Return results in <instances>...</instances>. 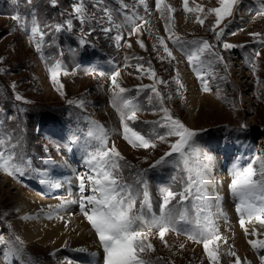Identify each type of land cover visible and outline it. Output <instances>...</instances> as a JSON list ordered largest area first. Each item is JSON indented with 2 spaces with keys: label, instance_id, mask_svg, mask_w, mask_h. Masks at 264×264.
I'll return each instance as SVG.
<instances>
[{
  "label": "rangeland",
  "instance_id": "374dc122",
  "mask_svg": "<svg viewBox=\"0 0 264 264\" xmlns=\"http://www.w3.org/2000/svg\"><path fill=\"white\" fill-rule=\"evenodd\" d=\"M147 2L148 12L138 0H123L128 5L127 9L121 6V0H103L102 4L99 0H56L55 6L51 0H32L31 4L27 0H0V139L11 135L13 143L19 142L14 150L17 157L10 161L8 168L14 174L9 175L0 167V235L11 239L14 244L16 236L23 240V245H17L21 248L19 252L12 245L7 248L0 245V264H104L105 254L95 231L84 214L82 217L74 216L83 213L79 203L71 202L79 201L80 190L77 192L75 187V196L69 199L72 183L67 182L69 179H61L58 176L61 172L52 169L62 164L69 169L73 164L77 173L71 175L72 182L77 181L80 185L81 181L77 179L81 176L89 185L83 165L88 163L93 168L89 163L90 154L104 147L99 139L87 136L90 129L100 134L96 125L103 126L107 147L114 144L124 157L120 164L131 166L122 168V182L132 187L138 207L144 191H147L151 204L150 211L145 209L147 219L161 215L160 205L165 189L174 193L184 191L188 173L183 170L179 154L173 153L167 157V163L152 167L170 150V144L176 138L166 137L167 142L158 139V135L165 134L166 129L153 123L161 121L164 113L151 92L154 78H149L146 71L149 61L156 77L167 82L156 85L165 97L163 106L198 133L193 148L188 151L194 153L192 166L203 169L209 197L207 201L195 200L196 189L193 188L194 195L182 202V208L174 200L169 206L173 208L174 215L187 210L186 218L181 221L177 216L174 228L165 233L164 241L154 228L148 241L155 250L141 253V258L150 264H210L203 244L198 242L199 233L210 217L227 243L221 240L209 247L217 249L220 264H233L234 257L227 253L229 250L237 251L226 245L233 243L234 236L231 238L229 235H234L236 229L223 223L227 227L225 231L217 223L226 221L228 216H235L231 222L239 225L244 232L239 223L244 215L238 210L241 201L231 192L230 184L237 170L248 167H253L259 178L264 163V45L258 42L259 38L250 35L264 34V15L259 14L264 12V0H239L233 15L221 24V27L226 25L221 41H216L215 33L211 31L215 23L214 14L208 15L203 26L195 19L197 15L203 18L207 9L219 7L218 0H188L189 7L200 6L204 12H186L183 0H164L161 8L171 5L176 10L171 13L170 21L161 18L156 11L155 0ZM78 4L85 9L83 24L74 11ZM105 7L110 11L111 22L103 12ZM125 13L128 17H144L148 21L139 36L130 34L135 24L140 23L139 19H127ZM17 14L24 17L26 28H21L13 19ZM33 14L40 28L47 33L40 51L36 49L39 36L31 34ZM67 19L73 20L70 31L66 28ZM166 22L172 32L185 40H208L224 57L223 62H214L209 66L208 61L214 60L210 55L201 57L203 63L190 62L188 55L195 46L173 44L168 39L170 33L165 31ZM57 24L65 27L56 32L54 26ZM104 28L111 31L105 32ZM118 35L123 37L119 42L116 40ZM158 37L165 38L175 59L167 57ZM82 38L86 40L83 45L80 43ZM138 38L143 41L144 48L140 47ZM128 43L132 45L130 48L125 46ZM223 43L236 47L225 50ZM257 51L259 56L255 55ZM126 56L130 58L127 61L130 67L125 66ZM131 57L144 59L137 61ZM57 63L60 65L57 79L64 85L63 96L53 86L49 71ZM137 63L143 64L144 68L138 70L135 67ZM197 70L208 82L210 91H203ZM116 71L120 72L118 80L121 85L130 90L125 95L134 98V103L138 105L137 119L129 121V126L151 139L156 144L155 148L133 147L124 139L121 115L112 103L111 77ZM177 74L183 88L175 83ZM17 95L23 99L17 100ZM169 96L171 99L167 98ZM69 99L84 100V106L70 105L67 103ZM74 137H80L77 143H73ZM206 149L216 156L204 155ZM197 151L199 161L195 158ZM216 158L225 159L228 165L224 166ZM14 167L23 168V175L15 172ZM141 173L146 185L138 183V174ZM3 178L7 181H2ZM217 194L218 201L215 198ZM223 199L227 200L224 206L221 205ZM45 200L46 206L43 203ZM216 203L218 205L214 208ZM256 203L259 205L261 202ZM61 204L71 214L62 215L65 209H60ZM194 205L205 210L197 214ZM216 212L222 213L216 215ZM228 212L225 218L224 213ZM25 216L34 218L23 219ZM252 224L260 235H248L249 239H264V227L253 219L249 227L246 224L249 231L253 229ZM55 226L60 227L57 234L51 232ZM52 234L67 235L73 243L69 240L72 245L65 244L62 251L59 250L60 254L56 255L55 248L50 245L49 236ZM89 234L93 237L92 245L73 246L74 238ZM242 245L244 251L237 253L242 264H264L260 259L264 256V249L255 250L248 241Z\"/></svg>",
  "mask_w": 264,
  "mask_h": 264
},
{
  "label": "snow or ice",
  "instance_id": "6c2138e0",
  "mask_svg": "<svg viewBox=\"0 0 264 264\" xmlns=\"http://www.w3.org/2000/svg\"><path fill=\"white\" fill-rule=\"evenodd\" d=\"M27 3L31 4L32 0H27ZM53 6L56 5V0H51ZM99 3H103V0H99ZM139 5H142L145 12L149 11V4L147 0H138ZM164 3V0H155L156 11L160 13L161 18L166 19V21L171 20V13L176 11L171 5H164V8H161V5ZM239 3V0H218L219 7H212L207 9L204 17L197 15L195 17L196 22L201 26L204 25L205 19L208 15L214 14L215 23L212 25L211 31L215 33L216 41H221L222 36L225 34V27H221L223 21L233 15L234 6ZM121 6L125 9L128 8V5L123 3L121 0ZM135 7V6H134ZM183 7L186 12H195L200 11L204 12V9L200 6L197 8L189 7L188 0H183ZM76 18L80 21L81 24L85 23L84 16V6L78 4L74 9ZM103 12L107 16L109 22H111V14L108 8H103ZM167 13V16H166ZM264 15V12L259 13ZM127 19L136 20L139 19L140 23H136L135 27L132 29L131 35L141 34V30L145 24L148 23L144 17H128L125 13ZM14 20L18 22L21 28H26L24 22V17L17 14L13 17ZM67 30H72L73 20L67 19L65 21ZM48 27V26H45ZM65 25L57 24L54 26L56 32H60ZM103 31L109 32L110 28H104ZM165 31L169 32L170 35L168 39L171 40L173 44L179 45L181 47L187 45H194L195 49L190 51L188 59L190 62L199 61L203 63L201 57L205 55H210L214 60H209L208 65L210 66L214 62H223L224 57L220 55L218 51L215 50L216 46L211 44L208 40H185L180 37L178 34L172 32V29L169 27V24L166 22ZM31 34L33 37L39 36V42L36 44L37 51L41 50V44L44 41L45 35L47 33L43 31L39 24L37 23L35 16L33 14ZM250 35L259 38L258 42L264 45V34L261 33H251ZM123 37L117 36L116 40L119 42ZM159 44L163 48V51L167 54V57L170 59H175L172 54V51L169 49L165 43L164 37H158ZM141 48H144L145 45L142 40H137ZM81 45L86 43L85 39L80 40ZM119 46V43H118ZM126 47H131L130 43L125 45ZM236 45L230 43H223V48L225 50L232 49ZM155 49V46H154ZM256 56H259L260 53L257 51ZM130 58L125 57L126 67L131 65L127 64V61ZM131 59H136L141 61L143 57H131ZM149 68L146 70L149 78H154L153 85L150 86L151 92L155 94V97L158 99L161 105V111L164 113L161 121L153 122L160 128L166 129L165 134L158 135V139L162 142H167L166 137H175V141L170 144V150L161 156L160 159L155 161V164L152 167H156L168 162L167 157L173 155V153L179 154L181 159L183 170L188 173L187 186L183 192L174 193L169 189L164 190V196L162 203L160 205L161 215L157 218L155 216L152 219L146 218L145 209L148 211L151 210V204L147 191L143 193V199L139 202V207L137 206V198L135 193L132 190V187L125 182H122V168L124 166L131 167L130 165H121L120 161L124 160V157L117 150L116 146L113 144L111 147H107L106 134L102 125H96L97 131L100 133L97 135V132L89 130L87 136L89 138L99 139L101 144L104 145L101 149H98L96 152L90 154L89 163L93 165V171L95 172L94 176L87 177V180L91 182V193L90 195H85V192L88 190L85 184V178L81 177L80 183V198L79 201H71L72 203H79L80 209L86 217L91 228L95 231L99 239V243L104 251V264H150L149 261L141 258V253L146 251H154L153 245L148 241L149 236L152 233V230L155 228L158 230V235L161 241H164L165 233L174 228L177 216L179 220H184L187 215V210H181L174 215L173 208L169 206L174 200L177 201V204L187 200L189 196H193V188L196 189L195 200L197 201H207L209 194L206 191L205 179L202 167L198 166L194 168L192 166V157L194 153L189 152V149L193 148L195 144V138L198 133L187 127L179 118H175L170 109L163 106L165 97L157 89V84H165L166 81L160 80L156 77V72L151 68V62H148ZM138 70L143 69L144 65L137 63L135 66ZM195 70V69H194ZM51 80L53 86L58 92L63 96V87L64 85L59 82L57 79L60 74V65L57 63L53 68L49 69ZM67 74V73H65ZM198 77H201L203 83V91H210L208 82L203 80L201 72L197 70ZM120 72L116 71L111 77V90H112V103L113 106L117 108V111L121 115V124L123 127V137L127 140L133 147L140 148H155L156 144L148 138H145L139 131L129 126V121H135L137 119L136 112L138 111V105L134 103V98H129L125 93L130 90L126 87H123L118 80ZM175 83L179 88H183V84L179 79V75L175 78ZM149 87V86H144ZM171 99V97H167ZM17 100H22L23 98L19 95L16 96ZM152 97H149V102H151ZM68 104H76L78 107L84 106V100H72L67 101ZM20 111H24L20 109ZM13 137L8 135L6 139H0V167L4 168L9 175H13V171H8V168L11 166L10 161L17 157L16 152L14 151L19 142L13 143ZM80 137H74L73 143H77ZM195 158L199 161L200 155L195 153ZM48 163V161H45ZM15 172H19L23 175V168L14 167ZM146 171V170H145ZM143 173L138 174V183L145 184L146 180L142 179ZM231 192L237 196L241 204L238 208L239 211L244 213L239 223L241 228L244 229L245 235L258 236L260 233L253 228L251 231L246 227V222L250 223L253 219L258 221L262 227H264V163L261 165V170L259 173V178H257V172L253 167H248L243 170H237L234 174V178L230 184ZM177 197L179 199L177 200ZM216 200H219V195H216ZM256 201L261 203L258 205ZM197 214L203 212L205 209L199 205L193 206ZM19 211V209H17ZM6 215V213L4 214ZM34 217L25 216L23 219H33ZM51 218V216H49ZM198 226H199V222ZM200 240L198 242L202 243L204 250L207 254L210 264H220L219 256L216 248H210L209 246L215 244L218 241L223 240L224 243H227V240L223 238L219 231L216 229L213 221L209 217L207 222L204 224V230L199 233ZM15 244L11 239H6L3 235H0V245H4L6 248L9 245H12L15 248V251H21V248L17 245H23V240L19 236L14 238ZM166 243V241H165ZM248 243L255 250L264 249V239H249ZM66 246V245H65ZM76 251H85V249H77ZM228 255L234 257L233 264H242L241 258L237 255L235 251L229 250ZM7 255V253H5ZM261 261L264 262V256L260 257ZM250 264V262H246Z\"/></svg>",
  "mask_w": 264,
  "mask_h": 264
},
{
  "label": "bare ground",
  "instance_id": "6f19581e",
  "mask_svg": "<svg viewBox=\"0 0 264 264\" xmlns=\"http://www.w3.org/2000/svg\"><path fill=\"white\" fill-rule=\"evenodd\" d=\"M152 9V8H151ZM153 12H154V14H156V11H154V9H153ZM183 82L184 83H186V80H183ZM207 150V152H205V153H203L204 155H206V156H211V157H213V156H216L215 154H211V153H213V152H211V153H209V151L210 150H212V148H210V150H208V149H206ZM215 153H216V151H215ZM218 156V155H217ZM77 157V156H76ZM83 159V158H82ZM69 164V163H68ZM72 166H73V164H72ZM72 166H69V169H67L66 168V166H65V164H62V165H60V166H58V168L57 169H55V168H52L53 170H57V171H60L61 172V174H59L58 176L59 177H61V179H69V180H67V182H69V183H72V177H71V175L73 174V173H75L76 174V172H77V170L75 171V169H74V167H72ZM83 168L84 169H86L85 171H86V173L84 172V176H87V177H89V176H94L95 174L93 173V168L90 166V165H88V163L87 164H84L83 165ZM59 169V170H58ZM68 170V171H67ZM79 170V169H78ZM79 172V171H78ZM69 173V174H68ZM74 178V177H73ZM80 178H81V176H80ZM58 180H60V179H58ZM57 180V181H58ZM2 181H4V182H6L7 181V179L6 178H3V180ZM64 181V180H63ZM61 182H62V180H61ZM48 183L49 184H51V181H48ZM54 183V182H53ZM63 184V183H62ZM48 185V184H47ZM77 184H76V182H75V185L74 184H71V186H74V188H72L71 186H69V188H71V190H70V192H69V199H73L74 198V196H75V187L77 188V192H78V190H80V188L78 187V186H76ZM58 186H60V183H58ZM88 186V187H87ZM65 187H66V185H65ZM86 187L88 188V190L85 192V195H90V194H92L91 193V182H90V184L89 185H87L86 184ZM64 188V187H63ZM66 189V188H65ZM55 192H54V190H53V194H54ZM57 193V192H56ZM78 194L80 195V193L78 192ZM79 195H77L78 197H79ZM59 200V199H58ZM46 201V202H45ZM43 203H44V206H46V205H48L47 204V200H45ZM57 203V202H56ZM54 204V203H53ZM220 204V203H219ZM227 204V200H225V199H223V201H222V206H224V205H226ZM216 205H218V203H216V204H214L213 205V207L214 208H216ZM220 205V206H221ZM74 206V205H73ZM75 206H77V205H75ZM78 207V206H77ZM59 208V207H58ZM61 210H63V209H65V213H62V215H64V216H68V214H71L70 212H68L67 211V209H66V206H64V204H61V208H60ZM68 210H71V208H69ZM73 210H75V209H73ZM229 211V210H228ZM221 213L222 212H216V215H221ZM225 214V218H227L226 217V215L227 214H229V212L228 213H224ZM79 216V217H82L83 216V213H76L74 216ZM233 219H235V216L234 217H231V216H228V218H227V220L226 221H221V220H219V221H221V222H219V223H217L219 226V228L221 227V225H222V228L223 229H225V231H227V227H225L224 225H223V223L226 225V226H233V227H235V231H234V235H229V236H231V238H232V236H234L232 239H233V243L232 244H230V245H226L228 248H231V247H234L235 248V250L237 251V253L238 254H242V252L244 251V247H243V242H246V241H248L249 240V237L250 236H248V235H244V232H242L241 230H240V228H239V225L237 226H235V224H233L231 221L233 220ZM237 224V223H236ZM246 224H247V227H249V223H247L246 222ZM231 226V227H232ZM252 227L253 228H255L256 230H257V228H256V226L254 225V224H252ZM63 228H66V227H63ZM242 229V228H241ZM59 230H60V227H58V226H55L52 230H51V232L53 233V234H57L58 232H59ZM229 233H230V231H229ZM258 233H260V231H258ZM50 235L49 236V239H51V246H53L54 248H55V254L56 255H59L60 253H59V250H61L62 249V247L66 244V246H67V244H69V236H63V235H61V234H58V235ZM92 240H93V237H92V234H89V235H80L79 236V238L78 239H75L74 238V244H73V246H82V247H86L87 245H92ZM40 241L42 242L43 240L42 239H40ZM71 241V240H70ZM70 243H73L72 241L70 242ZM69 245H72V244H69ZM231 249H233V248H231ZM58 251V252H57ZM62 251V250H61ZM92 251V250H91ZM244 255V254H243ZM69 264H81V262H72V263H69Z\"/></svg>",
  "mask_w": 264,
  "mask_h": 264
}]
</instances>
